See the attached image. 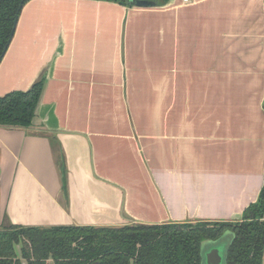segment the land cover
Masks as SVG:
<instances>
[{"label":"crops","instance_id":"crops-1","mask_svg":"<svg viewBox=\"0 0 264 264\" xmlns=\"http://www.w3.org/2000/svg\"><path fill=\"white\" fill-rule=\"evenodd\" d=\"M38 81L31 126H0V226L239 221L256 201L263 0H29L0 96Z\"/></svg>","mask_w":264,"mask_h":264},{"label":"trees","instance_id":"trees-1","mask_svg":"<svg viewBox=\"0 0 264 264\" xmlns=\"http://www.w3.org/2000/svg\"><path fill=\"white\" fill-rule=\"evenodd\" d=\"M29 0H0V61L11 41L14 21ZM130 6V0H102ZM163 6L170 0H150ZM264 4V0H263ZM131 7V6H130ZM43 82L27 91L0 96V126L28 128L35 117ZM264 110V99L262 102ZM234 238L227 260L264 264V179L254 203L239 221L91 225L0 226V264H201V244L225 232Z\"/></svg>","mask_w":264,"mask_h":264},{"label":"water","instance_id":"water-1","mask_svg":"<svg viewBox=\"0 0 264 264\" xmlns=\"http://www.w3.org/2000/svg\"><path fill=\"white\" fill-rule=\"evenodd\" d=\"M129 4L131 7H137V8H152L156 7L155 3L150 0H130ZM17 24V19L14 21V28L12 32V37L15 31V27ZM11 37V38H12ZM229 233L231 235L229 239V243L226 246V250L224 249V244H218V241L220 242L221 238L226 234ZM234 238V235L232 232H225L222 236L217 238L216 240H208V241H214L217 244H211V246L205 250L204 252L202 251L201 247V264H236L233 261H228L227 260V252L229 249V246ZM25 264V262L23 263ZM90 264H97V262H92Z\"/></svg>","mask_w":264,"mask_h":264},{"label":"rangeland","instance_id":"rangeland-1","mask_svg":"<svg viewBox=\"0 0 264 264\" xmlns=\"http://www.w3.org/2000/svg\"><path fill=\"white\" fill-rule=\"evenodd\" d=\"M123 36H125L124 29H123ZM144 99H145V110L147 111L148 105H150L152 103V95L151 94L150 95L146 94ZM134 116H135V113H134ZM230 237H231V235L229 233H226L221 238L220 242L218 241V244H224V249L225 250H226V246L229 243ZM211 244L213 245V244H217V243L216 242L214 243V241H208V240L203 241L202 244H201L202 251L204 252L205 250H207L211 246Z\"/></svg>","mask_w":264,"mask_h":264},{"label":"built area","instance_id":"built-area-1","mask_svg":"<svg viewBox=\"0 0 264 264\" xmlns=\"http://www.w3.org/2000/svg\"><path fill=\"white\" fill-rule=\"evenodd\" d=\"M182 2H188V0H182Z\"/></svg>","mask_w":264,"mask_h":264}]
</instances>
